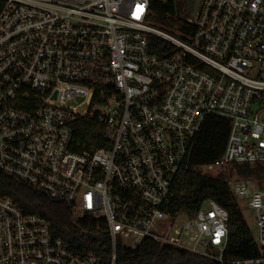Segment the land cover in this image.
I'll list each match as a JSON object with an SVG mask.
<instances>
[{
	"label": "built area",
	"instance_id": "1",
	"mask_svg": "<svg viewBox=\"0 0 264 264\" xmlns=\"http://www.w3.org/2000/svg\"><path fill=\"white\" fill-rule=\"evenodd\" d=\"M151 1L0 0V172L67 204L74 223L95 220L111 246L76 252L0 196V264H121V249L146 240L225 262L227 214L212 201L174 209L175 186L209 115L231 131L203 167L264 165V0H191L184 38L152 25ZM84 118L106 144L77 139ZM227 182L264 246V179Z\"/></svg>",
	"mask_w": 264,
	"mask_h": 264
},
{
	"label": "trees",
	"instance_id": "2",
	"mask_svg": "<svg viewBox=\"0 0 264 264\" xmlns=\"http://www.w3.org/2000/svg\"><path fill=\"white\" fill-rule=\"evenodd\" d=\"M188 1V4L191 0ZM152 25L169 33L184 38L191 30L186 24L182 7L177 0H152ZM167 41L152 37L151 50L165 54ZM231 131L229 119L209 115L199 135L194 149L192 165L179 174L175 186L173 208L188 214L195 213L206 201L214 202L227 214L229 239L225 252V262L204 258L172 247L159 249L158 244L146 240L136 251L121 249V264H232L233 261L264 257L261 246L248 225L239 202L233 196L224 173L213 176L201 171V167L213 164L227 146ZM104 127L94 118L81 119L77 124V139L87 146H103ZM237 173L242 177H264V165L243 164L237 166ZM0 196L11 197L27 214H35L47 219L57 237L62 238L70 249L81 254L91 252L106 254L111 250L104 228H97L95 220H83L74 223L67 204L52 200L46 193L28 183L0 172Z\"/></svg>",
	"mask_w": 264,
	"mask_h": 264
},
{
	"label": "rangeland",
	"instance_id": "3",
	"mask_svg": "<svg viewBox=\"0 0 264 264\" xmlns=\"http://www.w3.org/2000/svg\"><path fill=\"white\" fill-rule=\"evenodd\" d=\"M162 1H167V0H162ZM178 3L180 4V6L182 7V11L186 10V13L183 14V18H185L186 16H188L189 12L187 10V8L189 7L188 1H184V0H177ZM201 171L205 172V173H209L213 176L218 175L219 173H224L226 175V179L227 181L233 180L235 179L238 175L237 173V169H231V172H228V169H216V168H209L207 167H201ZM236 171V173H235ZM254 177V176H252ZM264 179V177H263ZM262 184V183H261ZM205 205H208V202L205 203ZM239 205L243 211L244 217L248 223V225L250 226L254 236L256 237L258 235L257 233V225H256V219H255V213L254 211L247 206V204L244 203V201H239Z\"/></svg>",
	"mask_w": 264,
	"mask_h": 264
},
{
	"label": "water",
	"instance_id": "4",
	"mask_svg": "<svg viewBox=\"0 0 264 264\" xmlns=\"http://www.w3.org/2000/svg\"><path fill=\"white\" fill-rule=\"evenodd\" d=\"M192 1H194L196 3L198 0H192Z\"/></svg>",
	"mask_w": 264,
	"mask_h": 264
},
{
	"label": "bare ground",
	"instance_id": "5",
	"mask_svg": "<svg viewBox=\"0 0 264 264\" xmlns=\"http://www.w3.org/2000/svg\"><path fill=\"white\" fill-rule=\"evenodd\" d=\"M68 104H70V103H68Z\"/></svg>",
	"mask_w": 264,
	"mask_h": 264
}]
</instances>
